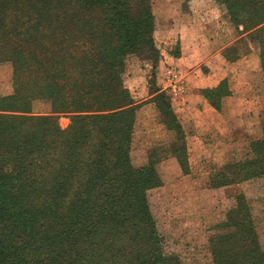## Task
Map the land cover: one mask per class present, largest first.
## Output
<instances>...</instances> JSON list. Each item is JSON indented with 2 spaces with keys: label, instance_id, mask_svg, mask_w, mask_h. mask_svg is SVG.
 I'll list each match as a JSON object with an SVG mask.
<instances>
[{
  "label": "trees",
  "instance_id": "trees-1",
  "mask_svg": "<svg viewBox=\"0 0 264 264\" xmlns=\"http://www.w3.org/2000/svg\"><path fill=\"white\" fill-rule=\"evenodd\" d=\"M13 1L0 0V18L5 19L1 15L10 10H21L20 3ZM53 1L58 2L60 16L48 11ZM218 1L234 24L245 31L264 24V0ZM87 12L94 14L88 18L83 14ZM37 18V80L30 84L48 94L44 98L52 101L53 113L74 115L78 124H73L62 140L61 133L44 126L50 118L0 115V195L8 200L10 196H40L38 200L45 206L61 200L58 196L64 192L81 188L75 194L88 207L86 224L96 223L100 235L99 218L103 215L114 240L120 243L117 249H110L112 255L106 263L100 250L101 259L94 264H181L177 256L165 253L149 206L143 194H138L142 187L160 188L158 174L151 168L134 170L129 162L136 108L124 109L132 103L121 79L124 60L129 55L154 60V77L159 60L147 0H37ZM259 33L261 36L252 39L264 49V32ZM39 52H44L42 57ZM260 59L264 65V50ZM159 91L155 89L153 100L157 110L167 120V128L172 130L168 123H173L180 137L182 130L170 112L169 97ZM221 93L207 91L205 97L216 106ZM0 102L5 110L14 103L12 98ZM36 122L37 130L32 128ZM177 140L173 155L182 166L178 148L184 146L182 139ZM61 143L66 146L60 152L57 146ZM249 152V159L231 162L224 173L211 178V186L236 187L264 179V138L250 143ZM233 200L224 222L212 228L208 239L211 264H264L251 206L241 191ZM38 211L42 212V207ZM9 220L0 221V264H9L11 258L7 244L12 233L7 228L13 232L15 227L8 225ZM88 226L92 232L94 225Z\"/></svg>",
  "mask_w": 264,
  "mask_h": 264
},
{
  "label": "rangeland",
  "instance_id": "rangeland-1",
  "mask_svg": "<svg viewBox=\"0 0 264 264\" xmlns=\"http://www.w3.org/2000/svg\"><path fill=\"white\" fill-rule=\"evenodd\" d=\"M182 1L147 0L156 19L154 30L157 34L153 40L160 55L174 52L175 38H172L170 33L173 25L171 16L172 11H185ZM14 2L20 3L21 10H10L8 14L6 12L1 15L5 16V19L0 18V101L12 98L14 103L9 104V110L0 106V115L25 119L50 118V122L41 124L61 133L64 140L68 130L76 123L74 115L53 113L52 101L44 98L48 94L43 93L41 89L37 90V85L30 84L32 80H37V0H14L12 3ZM56 4L58 2L53 1L48 11H55L56 15L60 16V7ZM29 5L35 6V9ZM90 13L92 12L83 14L89 18L92 17ZM43 53L39 52V56L42 57ZM153 61L150 58L127 56L121 79L125 80L127 75L129 78L139 79V69H148ZM163 61L166 62L164 59ZM161 62L157 73L160 85L163 71L169 66L173 67L169 64L162 66ZM146 81L147 79L140 81V88L151 90ZM57 106L59 107V104ZM142 106L138 109V119L131 132L129 162L134 170L151 168L163 178L160 188L144 190L142 187L139 188L138 194L139 191L143 194L149 206L165 253L177 256L181 264H211L208 239L212 228L224 222L226 213L234 205L233 196L237 191L245 195L251 206L259 243L264 250V179L246 181L233 188H214L210 180L205 179V169L198 167L196 170L187 161L190 149L186 145L192 138L191 134L182 130L180 137L177 136L173 123H168L172 130L163 132L161 125L167 120L159 113L156 105L151 103ZM170 109L171 112V106ZM12 110L20 112H7ZM262 118L264 121V116ZM16 125L21 126L19 123ZM261 127L263 128V125ZM32 128L37 130V122ZM256 132L252 134L254 142L262 141L264 133ZM177 138L183 142L184 147L179 146L178 150L182 152L184 165L176 167V171L179 173L182 169L185 175L170 179L167 178V173H171L175 167L165 162V153L161 148L155 147L153 141H172L177 144ZM244 142L246 141L241 145ZM65 146V143H61L57 149L61 152ZM246 150L245 145H242L238 160L247 159ZM219 162L210 166L213 170L218 169L220 172L217 173L220 175L225 171L221 160ZM76 188L58 196L61 200L55 199L54 204L45 206H41L38 200L40 196H10L8 200L0 195V221L5 223L4 219L10 217L8 222L11 224L8 225L15 227L13 232L10 227L7 228V232L10 235L12 233V241L7 244L12 252H8L11 257L9 264H94L101 259L98 255L100 250L102 260L106 263L108 256L112 255L110 249L119 247V240H114L111 234L113 232L104 222L103 215L99 218L97 213H94L95 219L99 218L101 223L99 233L103 232L100 235H97L96 223L86 224L90 213L85 211L88 207L82 203L83 200L76 198V190L77 193L81 190ZM29 199L30 202L25 204V200ZM9 203L14 204L8 205ZM41 207L42 212L38 211ZM88 225H94L92 232L89 231ZM88 234L91 235L87 236Z\"/></svg>",
  "mask_w": 264,
  "mask_h": 264
},
{
  "label": "crops",
  "instance_id": "crops-1",
  "mask_svg": "<svg viewBox=\"0 0 264 264\" xmlns=\"http://www.w3.org/2000/svg\"><path fill=\"white\" fill-rule=\"evenodd\" d=\"M182 3L185 11H172L171 16L174 52L159 54L155 77L152 66H149L148 69H139V79L129 78L128 75L125 80L122 79L132 101L131 106L124 109H137L135 127L139 107L155 104V89H160L157 78L159 63L162 61V66L169 64L177 68L183 75L185 92L178 100L169 98L172 112L181 130L192 137L186 145L190 149L187 161L196 170L198 167L205 169V179L210 180L220 172L211 169L210 165L219 164L221 160L225 168L231 162L246 160H238L242 145H245L249 159V145L254 142L252 134L256 131L264 133V65L260 59L264 49L259 41L252 39L261 36L259 31L264 32V24L245 31L242 26L234 24L218 0H183ZM155 34L154 30L153 38ZM154 45L156 47V43ZM145 79L151 90L140 88V81ZM219 90L223 93L215 106L205 93ZM161 126L163 132L169 131L164 122ZM243 141L246 142L241 145ZM153 144L165 153V162L175 167L167 173V178L178 179L185 175L181 170L179 173L176 171L179 163L173 155V148L177 144L172 141H153Z\"/></svg>",
  "mask_w": 264,
  "mask_h": 264
},
{
  "label": "built area",
  "instance_id": "built-area-1",
  "mask_svg": "<svg viewBox=\"0 0 264 264\" xmlns=\"http://www.w3.org/2000/svg\"><path fill=\"white\" fill-rule=\"evenodd\" d=\"M160 91L172 100L180 99L185 92L182 73L173 67H167L161 76Z\"/></svg>",
  "mask_w": 264,
  "mask_h": 264
}]
</instances>
